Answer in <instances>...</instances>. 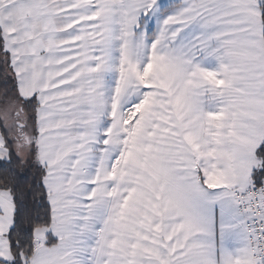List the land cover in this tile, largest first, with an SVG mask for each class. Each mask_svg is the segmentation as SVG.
<instances>
[{"label": "snow or ice", "instance_id": "6c2138e0", "mask_svg": "<svg viewBox=\"0 0 264 264\" xmlns=\"http://www.w3.org/2000/svg\"><path fill=\"white\" fill-rule=\"evenodd\" d=\"M0 64V264H264V0H0Z\"/></svg>", "mask_w": 264, "mask_h": 264}, {"label": "trees", "instance_id": "16d2710c", "mask_svg": "<svg viewBox=\"0 0 264 264\" xmlns=\"http://www.w3.org/2000/svg\"><path fill=\"white\" fill-rule=\"evenodd\" d=\"M4 77H5V72L3 70V66L2 64H0V85H2L4 83ZM31 184V176H29V181L27 184H25L22 189L20 190V192H18V195H20V193H23V198L25 199V202L27 203L29 210H31L33 208V195H32V189L29 187ZM38 199V197H37Z\"/></svg>", "mask_w": 264, "mask_h": 264}, {"label": "rangeland", "instance_id": "374dc122", "mask_svg": "<svg viewBox=\"0 0 264 264\" xmlns=\"http://www.w3.org/2000/svg\"><path fill=\"white\" fill-rule=\"evenodd\" d=\"M165 2H166V3H170V2H172V0H165Z\"/></svg>", "mask_w": 264, "mask_h": 264}]
</instances>
